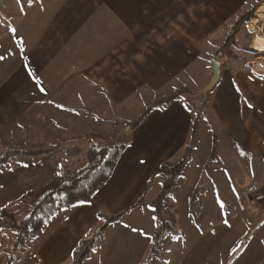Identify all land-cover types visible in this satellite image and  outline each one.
<instances>
[{"label": "crops", "instance_id": "crops-1", "mask_svg": "<svg viewBox=\"0 0 264 264\" xmlns=\"http://www.w3.org/2000/svg\"><path fill=\"white\" fill-rule=\"evenodd\" d=\"M251 4V0H32L19 12L0 4L4 57L0 150L12 149H6L11 143L25 150L54 148L47 154L15 155L0 162V209L27 205L20 201L24 193L73 170L92 147L91 134L111 139L125 129L128 138L91 206L56 211L20 248L14 264H70L79 240L104 223L97 216L121 211L124 214L102 231L83 264H149L156 252L162 253L160 246L174 239H161L151 251L152 241L143 233L153 237L159 218L154 221L157 211L148 207L155 209V196L148 202L145 198L159 167L186 156L190 160L198 127L210 130L214 139L216 154L209 163L226 162L237 169L240 185L249 179L264 182V168L257 177L249 171L252 156L264 159V72L253 68L264 62L260 60L264 53L252 44L264 33V19L240 22L230 43L220 48ZM253 19L258 21L254 27ZM214 60L219 62V76L203 92L212 79ZM26 66L42 81L44 92ZM196 73L200 80L193 93L203 95L196 96L194 106L182 93L167 107L152 108L138 126L126 130L128 121L153 100L189 89ZM235 179L229 176V184L235 186ZM166 201V212L176 219V234L181 235L174 200L169 196ZM249 216H243L249 234L264 228L261 219L252 222L255 213ZM10 221L11 214L0 217V264L7 263L14 249L17 231L5 225ZM263 238L250 264L263 261ZM29 247L33 251L27 252ZM161 262L168 264L169 259L164 256Z\"/></svg>", "mask_w": 264, "mask_h": 264}, {"label": "rangeland", "instance_id": "rangeland-1", "mask_svg": "<svg viewBox=\"0 0 264 264\" xmlns=\"http://www.w3.org/2000/svg\"><path fill=\"white\" fill-rule=\"evenodd\" d=\"M31 1L0 0V4L5 10L14 9L16 12H19L27 5V2ZM263 2L264 0H251L252 4L249 8L252 9L254 7L253 18L257 17L256 10ZM259 22L261 23V21ZM263 22L262 26L264 27ZM239 31H241V28ZM260 54L261 56L263 55L262 53ZM263 58V56L260 57V60L264 61ZM199 77L198 73L193 74L190 87L188 86L189 89H180L183 91L182 95L188 97L189 102L192 103L191 105L196 103V96H199L193 93L194 86L200 80ZM202 95L203 93L199 97ZM124 132L125 129L122 132H118V134H123ZM211 145V131H205L201 128L199 130L198 127L196 142L193 144L195 148L190 160L186 159L189 163L184 167L180 176L173 180L172 185L168 181L170 172L166 170H160L154 178L152 189L145 198L146 201L148 202L153 196H155L153 200H156L163 190H165L174 200L176 212L179 215L178 222L183 233L178 235L173 231L171 236H167L172 237L174 240L170 245H167L168 241H165L163 247L160 246V249H158V252L162 253L158 255L156 252L149 261V264H164V262H161L164 256L169 259L168 264H221V261L226 263L231 255L230 249L234 245L238 247L240 243H243L245 247L240 248L226 264H250L255 260V256L261 245V239L264 236V228H259L256 231L253 230L249 234L248 221L243 216L244 214L249 216V214L255 213L256 218L254 217V221L252 222H257L262 218L263 209H256L254 206L246 203L244 199L245 196L251 199L252 188L256 184L264 185V182L257 183L253 179H249L240 185L237 169L228 168L226 162L225 164L223 162L217 164L208 162ZM12 147L22 148L18 143H11V146L6 147V149ZM81 156L80 162L75 163L72 167L73 170L84 166V155ZM251 160L255 162H250L252 167L249 168V171L253 174L252 176L257 177L256 175L260 174V170L264 168V159L256 161L255 157L252 156ZM232 175L236 178L235 186L231 183L229 184V176L231 178ZM165 184H168V187L165 188ZM194 189L196 193L192 195ZM229 194L231 195L230 197H228ZM221 203L224 207H221ZM19 204H13L14 209H12L16 213L15 215H27L30 207L29 200L27 205L21 203L18 206ZM159 212V222L162 226L168 223L174 226L176 219L172 214L166 212L163 203H161ZM224 219H228L232 225L231 228L223 224ZM201 229L203 230L202 232ZM213 231L215 234H213ZM167 237L165 236L164 239ZM30 250H32V247H29L27 252ZM163 252L166 255H163Z\"/></svg>", "mask_w": 264, "mask_h": 264}, {"label": "trees", "instance_id": "trees-1", "mask_svg": "<svg viewBox=\"0 0 264 264\" xmlns=\"http://www.w3.org/2000/svg\"><path fill=\"white\" fill-rule=\"evenodd\" d=\"M254 7L245 13L237 17L235 25L230 28V33L227 35L226 39L221 45V49L226 48L230 43V38L233 37V33L242 21H249L253 18ZM183 91H175L167 96H163L156 100H153L145 109H143L138 116L128 121L127 126L134 128L138 126L143 119L147 116L149 111L154 107L165 108L169 103L175 98L179 97ZM195 134V127L191 128L188 148L192 145L193 136ZM93 145L86 152L83 157L85 164L83 167L68 170L65 173L57 174L50 177L46 183L39 189L28 190L21 197L22 202L29 200V212L25 216H17L12 208H2L0 209V217L4 215L11 214V221L6 222L5 225L9 226L17 231V236L14 240V249L10 254V257L6 264H14L17 260V255L20 248L26 244L29 240L34 238L37 232L40 230L44 222L53 215L56 211L70 206V203L76 198H92L90 193L95 189H100L109 179L112 170L123 150L128 144L127 133L119 134L111 139L106 138L103 135L93 133ZM54 148L47 149H35V150H25L20 148H12L8 150H0V162L7 160L10 156L21 155V156H37L42 154H47L51 152ZM216 154L214 139H212L211 150L208 156V162L213 160ZM188 157H182L174 163L163 164L159 167V171L166 170L170 172L168 176V181L172 185L173 180L180 175L184 169ZM164 187H168L165 184ZM67 193V198L61 199ZM196 193L194 189L192 195ZM167 197L168 193L163 190V192L154 201L155 209L159 218L161 203H163L164 208H167ZM125 211H121L115 215H105L100 213L105 220L101 225L100 229L81 238L77 246L73 249L70 255V264H83L87 256L89 255L94 243L99 239L102 231L110 224L117 221ZM3 224V223H2ZM173 231L175 234L177 230L171 224L162 226L159 222L156 232L153 234L155 242H152L151 251H153L159 241L165 236H171ZM264 241V238H263ZM264 246V243H263ZM257 264H264V259L262 262Z\"/></svg>", "mask_w": 264, "mask_h": 264}, {"label": "snow or ice", "instance_id": "snow-or-ice-1", "mask_svg": "<svg viewBox=\"0 0 264 264\" xmlns=\"http://www.w3.org/2000/svg\"><path fill=\"white\" fill-rule=\"evenodd\" d=\"M10 31L12 32L13 35H15V33H16V29H15V28H11ZM2 59H4V57H3V56H0V60H2ZM26 67H28V66H26ZM28 74H29V76H32V77H33V79L35 80V82H36L37 86L39 87L40 91H41V92H44L45 89H44V87H43V85H42V81H40V80L35 76L34 72L31 70L30 67H28ZM236 90L239 91V88L237 87ZM245 104L247 105L248 108H252V107H253V105H252L251 103H248L247 99H245ZM139 163H141V164H145V163H147V161H145V160H140ZM59 167H60V168H63V165H59ZM9 170H11V169H9ZM61 175H62V173H61ZM157 175H158V173H157ZM0 187H2V185H0ZM99 191H100L99 189H95L92 193H90V196H95V195H97V194L99 193ZM60 198H61V199H65V198H67V193H65V195H64V196H61ZM91 203H92V201H91L90 198H76L74 201H72V202L70 203V206H71L72 208H74V209H76V208H84V207H90V206H91ZM148 207H149L152 211H156L154 208H152L151 205H148ZM221 207H224V205H223L222 203H221ZM65 211H66V209H65ZM97 219H103V217H102V216H97ZM152 219L155 221V220L158 219V217L153 216ZM223 224H224L226 227H228V228H231V227H232V225L229 223L228 219H224V220H223ZM132 230H133V231H137V229H135V228L132 229ZM202 231H203V230L201 229V232H202ZM213 234H215L214 231H213ZM143 235L145 236V238H146L147 240L152 241V242H155V241H154V238L151 237V236H149L147 233H143ZM262 243H264V241H262ZM244 247H245V245H244L243 243H240V244L238 245V247L234 245V246L230 249V254H235L240 248H244ZM169 251H171V249H169ZM221 264H225V262H224V261H221Z\"/></svg>", "mask_w": 264, "mask_h": 264}, {"label": "bare ground", "instance_id": "bare-ground-1", "mask_svg": "<svg viewBox=\"0 0 264 264\" xmlns=\"http://www.w3.org/2000/svg\"><path fill=\"white\" fill-rule=\"evenodd\" d=\"M256 15H257V18L261 17V18L264 19V2L257 8ZM255 22H256V20L253 19L252 20L253 27H254ZM252 44H253L254 47L259 48L258 51H261L262 53H264V33L262 32L261 35H257L254 38ZM253 68H254V71L264 72V62H262V63H254L253 64Z\"/></svg>", "mask_w": 264, "mask_h": 264}, {"label": "built area", "instance_id": "built-area-1", "mask_svg": "<svg viewBox=\"0 0 264 264\" xmlns=\"http://www.w3.org/2000/svg\"><path fill=\"white\" fill-rule=\"evenodd\" d=\"M218 56L220 57V53H218ZM251 199L246 197L245 196V201L248 202L249 205L251 206H254L256 209H263V215H262V218H261V222L264 221V185L260 184V185H257L255 187L252 188V191H251ZM261 205H263L262 207H260Z\"/></svg>", "mask_w": 264, "mask_h": 264}, {"label": "water", "instance_id": "water-1", "mask_svg": "<svg viewBox=\"0 0 264 264\" xmlns=\"http://www.w3.org/2000/svg\"><path fill=\"white\" fill-rule=\"evenodd\" d=\"M219 68H220L219 62L216 60L212 61V69L214 73H213L210 83L204 87L203 92H206L215 83L216 79L219 76ZM127 129H129V126L126 127V130Z\"/></svg>", "mask_w": 264, "mask_h": 264}]
</instances>
